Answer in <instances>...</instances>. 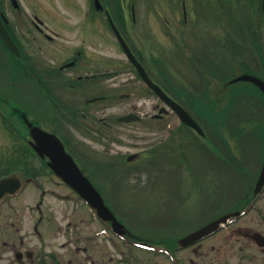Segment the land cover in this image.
<instances>
[{
    "label": "rangeland",
    "instance_id": "rangeland-1",
    "mask_svg": "<svg viewBox=\"0 0 264 264\" xmlns=\"http://www.w3.org/2000/svg\"><path fill=\"white\" fill-rule=\"evenodd\" d=\"M2 1V8L5 9L7 17L22 36L25 28H30L31 14H36L59 32V37L55 38L51 47H45L46 40L36 31L29 34L32 39L28 43L30 51L39 58H43V54L49 52L45 59L51 67L57 69L59 63L71 56L73 50H65L67 45H74L77 48V45L81 44V65L77 64L63 70L61 76L65 74L76 80L75 76L85 71L95 69L98 72L117 71L115 77L98 80L96 85L88 80L90 81L88 87L50 86L55 102L58 101L60 104L56 107L43 99L41 96L43 92L39 87L33 88V106L34 112L38 113L37 119L43 122L44 127L47 126V130L51 129L65 136L68 149L81 165L89 168L88 173L94 175L97 181L106 182L100 183L105 187L102 190L117 216L125 222L130 234L158 244L179 246L176 242L178 238L244 200V190L252 180L235 170L237 159L232 156L234 141L231 139L229 144L223 145L220 140H216L214 126L208 129L211 138L216 140H214L216 147L221 148L222 152L229 148L225 153L227 159L225 165L221 156L216 157L215 153L201 148L202 138H198L195 132L184 127L172 111L169 110L161 118H152L164 104L142 81L134 78V71L130 68L120 46L102 26L105 20L103 14L95 12L94 15L85 0H52L53 7L48 6L49 0H19L21 6L18 12L10 8L9 0ZM183 1L186 11L191 8L196 14L198 10L205 12L198 8L204 6V1L206 5L217 3L216 8L219 9L217 11L223 12L226 21L220 27L214 25L201 28L191 25L172 27L177 19L179 21L182 18ZM234 1L104 0V5L115 21L120 20L115 10L117 8L115 2L122 5L125 18L122 29L129 45L140 57L151 78L159 83L166 93L177 99L204 130L208 128L207 121L195 113L199 102L193 101L192 96L201 99V94L207 93L216 111V105L217 109H220L231 101L228 93L232 87L241 88L233 94L237 101L234 102L237 109H234L236 105H233L226 112L236 110L228 120L229 127H232L231 122H236L239 118L245 121L250 120L247 117L261 119L259 97L252 95L254 93L249 83L239 82L232 87L221 89L216 87L218 82L228 79L231 73H242L244 67L254 74L264 76L257 52L253 49L258 45L261 50L259 54L264 57V25L249 28L235 25L233 10L237 6L243 10L246 3L244 0H240L241 2L236 0L235 6ZM253 1L254 6L250 7L248 0L249 9L257 10V13L254 12L256 17L264 20L260 0ZM210 13L213 18L210 16L209 19L218 23L214 10ZM92 19L97 20L95 32L91 27L93 24L88 22ZM84 20H87L83 24L86 33L78 32L75 26L79 22H85ZM68 25L75 28L69 32L66 27ZM219 37L224 39L221 41ZM55 42L58 48L54 47ZM155 59H159L160 63ZM86 62H89L88 65ZM16 91L17 100L25 104L26 87H18ZM87 92L110 95L111 101L108 100L112 105L101 107L86 103V99L92 97L87 95ZM243 98L247 101L243 102ZM209 99L203 98L202 101L207 102ZM245 103L248 107L243 106ZM246 109H249L248 116H242L241 113ZM130 111L138 113L142 120L132 125L117 122V116ZM198 111L202 113L203 108ZM75 115L80 119L79 122L72 120ZM100 120L109 123V127H103ZM250 127L251 130L253 125ZM245 136L247 137L242 141V147L250 149H247L243 157L251 163L248 165L249 162L244 159L242 164L247 165L255 175L258 156L262 153L264 134L260 127H255ZM154 148L155 151L150 152ZM24 150L26 146L23 141L0 119V175L16 172L22 174L23 180L33 170L37 172L41 162L31 155L21 156ZM131 154H137V157L127 162L125 158ZM17 156L29 165V172L26 168L12 167V161L14 162ZM39 179L41 182H48L47 188L55 187L48 180L47 173L44 176L40 174ZM34 192V187L27 184V189L17 199V203L25 204L33 194L35 195ZM49 197L53 199V195ZM73 202L77 201L73 199ZM87 216L89 217V213ZM52 217L57 220L59 214L56 213V216ZM59 221V224H62L60 217ZM97 226L99 227V224ZM219 238L220 235L217 234L206 242L178 250L177 255L185 259V264L201 261V252L196 255L201 249L199 245L204 243L206 246ZM112 240L123 244L116 238ZM61 241L62 237L53 236V242ZM123 256L129 257V261L143 259L146 264H171L163 255L137 249L132 256L126 252L125 255L118 253L114 255V259H124Z\"/></svg>",
    "mask_w": 264,
    "mask_h": 264
},
{
    "label": "flooded vegetation",
    "instance_id": "flooded-vegetation-1",
    "mask_svg": "<svg viewBox=\"0 0 264 264\" xmlns=\"http://www.w3.org/2000/svg\"><path fill=\"white\" fill-rule=\"evenodd\" d=\"M85 1L92 8L94 15L95 12H100L106 15L107 18L106 12H108V9L103 5L104 0H100L103 9H97L95 6V0ZM237 1L241 2L240 0ZM244 1L246 3V8H243V10L241 8L238 9L236 0L234 1V5L237 6L235 7V10H233L235 25L238 27L243 26L245 28L264 25V20H259L258 16L256 17L255 13H257V10L253 11L252 8L249 9L254 6L255 2L249 0V7L248 0ZM2 4L3 1L0 0V12H2L6 18V20H4L5 27L21 55L17 56L15 53L11 52L9 47L0 37V119H2L5 124L19 121L21 128L13 133L21 139L29 141L31 140V136L30 129L27 127V121H30L33 125L47 129V126L44 127L43 122L38 120L37 117L35 118V116H38V113L34 112L33 88L39 87L43 92L41 95L43 99H46L48 104L51 103V106L56 107L59 103L58 101L55 102L50 86H63L68 88H77L80 86L88 87L87 85L90 81L94 82L96 85L98 80L103 81L115 77L117 71L103 70V72H98L96 69L88 72L85 71L83 74H77L75 76L76 80H72L73 77H67L68 75L66 76L65 74L64 76H61L60 73L63 70L69 69L77 64L81 65V44H78L77 48H75L76 46L74 45H67L65 50H73L71 56L65 61L59 63L57 69L51 67L50 63L45 59L46 54H50L49 52L44 53L43 58H39L35 57V53L30 51L31 47L28 46V43H30V40L32 39L29 34L36 31L38 35L46 40V43H44L45 47H51L55 38L59 37V32L52 29L48 23L41 20L36 14H31L30 28H25L24 36H22L12 25L7 17L5 9L2 8ZM9 5L15 12H18L21 6L19 0H15V3L9 0ZM216 5L217 3H208L206 5L204 1V6L198 8H201L205 12L198 10L196 14L191 8H189V11L187 12L183 1V8L181 10L182 18L179 19V21L177 19L172 27H186L190 25L199 28L211 25L220 27L226 20L223 12L217 11L219 9L216 8ZM48 6H54L52 0H49ZM260 9L264 12V0H260ZM212 10L216 13L215 19L219 21L218 23H214L209 19ZM201 14H203V16ZM211 17L213 18V16ZM84 21L85 22H79L75 26L78 28V32L86 33L83 30L85 27L83 24H85L87 20ZM134 21L135 20L133 19L132 22ZM88 22L93 24L91 27L95 32L97 28V20L92 19ZM102 23V26L107 32L115 38L114 40H117L108 18ZM123 23L119 20L114 22L121 35L128 42L126 34L122 29L124 27ZM66 27L69 32L72 28H75L71 25ZM218 39L222 41L224 38L219 37ZM57 45L58 44L55 42L54 47L58 48ZM256 50L259 53L261 52L259 46ZM136 57L139 60L138 56ZM88 63L89 62H86V65H88ZM128 64L130 65L129 61ZM147 74L150 76L149 72H147ZM134 78H137V80L140 81L139 76L135 72ZM83 80H87V82L85 83ZM153 81L156 82L155 80ZM23 86L26 87L27 92L25 104L19 102L15 94L18 87L21 88ZM216 87L221 89V83L218 82ZM87 95H92V97L86 99V103L90 105H100L101 107H110L112 105L109 103L110 95H107L106 93L97 95V93L89 94L87 92ZM211 106L213 107L214 103ZM261 111H264V106L262 104ZM211 116L209 107L208 113L203 116L204 121H207L208 124V128L203 130L204 133L202 135L204 145L206 146V150L215 153L216 157L221 156L222 161H224L226 165L227 159L222 158V156H225V153L229 148H225V152H222L221 148L215 149V143H213L215 139L211 138L208 130L211 125ZM42 117L44 116L42 115ZM118 117L119 116L116 117L117 120ZM161 117V115L152 116L154 119ZM216 119L220 120V125H223L220 117H217ZM72 120L74 122H79L80 119L76 118L75 115ZM141 120L142 119L139 118V121L117 122L125 125H132ZM100 121L102 122L103 127H109V123L103 120ZM216 130L220 131V128H217ZM215 134L217 133L215 132ZM217 135L219 136L221 134ZM237 139L239 142L234 148L232 154V156L237 159V165H234L235 170L244 173L243 175L248 177V179L251 178L252 182L250 185L246 186L247 189L244 190L245 198L242 202L228 211L220 212L211 218L212 220L221 216L231 215L234 218L233 221L230 223H223V225L213 233H210L202 239L183 248L187 249L198 243L206 242L217 234L218 236L220 235L219 239L206 246L204 243L200 244L199 248L201 249L196 255L201 252L202 260L191 261V264H264V184L257 194L254 192L264 163V141L262 143V153L258 156L255 166V173H257L254 175L247 165L243 166L242 164V161L245 159L243 155L250 148L242 147V137H237ZM21 151L22 150H20V152ZM28 155L38 158L41 162V167L36 170L37 172L33 170L31 174L25 176H30L34 179L31 181V185L35 189V195L33 194L31 199L26 201L25 204L17 203V199L27 189L26 186L22 185L20 180L21 187L18 192L13 194L5 192L0 196V264H130L131 262V264H146V262L144 263L142 261L143 259H134L133 261H123L118 258L117 260L114 259L115 254L119 253L125 255L122 245L114 243L113 241L108 242L107 239L102 240L100 237L95 239L92 238L93 233L99 228L97 225L99 224L101 227L98 218L96 216H94L93 219L88 217L87 208L83 207L79 200L73 202V199L78 197L77 193L50 170L46 165V157L40 158L32 149L26 148L21 156ZM73 156L75 157L74 154ZM19 157L20 156H17L14 159V162L12 161V167L18 166L22 169L26 168V171L29 172V165L20 160ZM76 161L78 162L77 159ZM246 161L249 162L248 165L251 163L248 160ZM80 168L88 178H91L92 175L88 173L89 168H87L86 165H81ZM13 173L21 178L22 174L16 172ZM39 173L43 176L47 173L48 180H50L55 187L51 189L47 188L46 186H49L48 182H41L39 179ZM2 176L4 175H0V177ZM26 181H30V178H27ZM91 182L94 185H97L96 182L106 183L97 180H91ZM49 195H53V199H49ZM34 197L35 199H33ZM56 213L59 214L62 224H59V217L57 220L55 217H52L53 215L56 216ZM52 235L54 238L62 237V241L59 243L53 242ZM168 247L177 254V245H168ZM194 249L196 248H193V250ZM179 261L180 264H185L186 262L183 258Z\"/></svg>",
    "mask_w": 264,
    "mask_h": 264
},
{
    "label": "water",
    "instance_id": "water-1",
    "mask_svg": "<svg viewBox=\"0 0 264 264\" xmlns=\"http://www.w3.org/2000/svg\"><path fill=\"white\" fill-rule=\"evenodd\" d=\"M15 3V0H12ZM96 5L98 2L96 1ZM0 35L4 39L5 43L9 46V48L14 51L16 54L18 50L15 48L14 43L8 34L7 30L5 29L2 18L0 15ZM119 40L123 44V47L128 54L131 61L137 67L140 75L144 78L146 83L157 93V95L162 98L170 107H172L180 116V118L189 126L196 129L199 133H202L201 128L197 125V123L191 118V116L187 113L185 109L175 103L171 98H169L162 89L154 84L148 76L145 74L144 68L136 61L132 52L130 51L129 47L125 42H123L122 38L119 36ZM239 80L250 81L257 85L264 95V81L256 76L249 75V74H242L234 77L230 82H236ZM138 116L135 114H128L123 117H120V120H133L136 119ZM30 128V133L32 134L35 143L33 147L40 155H47L50 158L49 165L55 171L57 175H59L63 180H65L68 184H70L74 189H76L86 200L91 204L93 207H96L98 213L105 219L112 218L113 226L117 231L122 232V226L118 224L113 216H111L110 212L105 208L103 200L99 193L95 190V188L91 185L89 180L80 172L76 163L72 159V157L65 151V148L59 139V137L49 131L43 130L38 126H33L31 123H28ZM264 171V169H263ZM262 177V176H261ZM260 177V181L263 179ZM257 185V186H258ZM18 186V180L16 176L5 177L0 179V195L7 191H12ZM221 218L217 219L220 221ZM216 221V222H217ZM213 222L209 223L208 225L202 227L201 229L187 235L184 237L181 242L188 243L194 238L202 236V234L208 232V230L212 227L211 225Z\"/></svg>",
    "mask_w": 264,
    "mask_h": 264
}]
</instances>
